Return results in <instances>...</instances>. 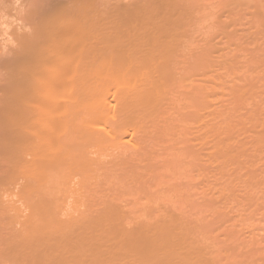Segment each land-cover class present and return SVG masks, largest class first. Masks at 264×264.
<instances>
[{"label": "bare ground", "instance_id": "1", "mask_svg": "<svg viewBox=\"0 0 264 264\" xmlns=\"http://www.w3.org/2000/svg\"><path fill=\"white\" fill-rule=\"evenodd\" d=\"M102 1H34L21 23L6 24L8 31L1 25L9 57L0 61L7 75L0 121L18 138L5 144L12 175L0 195L15 199L0 196V216L6 210L4 229L16 232L0 243L2 256L10 264H243L230 225L222 233L210 227L224 215L214 199L230 198L215 176L250 148L242 138L236 142L244 149L234 142L231 150L230 124L215 122L209 80L201 79L215 71L191 32L210 26L217 6L132 0L110 10L113 3ZM236 92L239 102L251 95ZM200 137L211 144L195 147ZM201 151L216 172L198 165ZM247 229L251 241L257 232Z\"/></svg>", "mask_w": 264, "mask_h": 264}, {"label": "rangeland", "instance_id": "2", "mask_svg": "<svg viewBox=\"0 0 264 264\" xmlns=\"http://www.w3.org/2000/svg\"><path fill=\"white\" fill-rule=\"evenodd\" d=\"M29 1L28 0H0V23L3 22L0 24V28L1 29L6 28L5 30H7L11 26L10 24H13L15 21L17 23L15 22V24H13L11 27H13L14 25L16 26V24L18 25V23L20 22L19 18H18V17H20V14L25 12L27 7L30 8V5L34 1H36V3L40 2V0H34V1L29 0ZM41 1L42 2L44 1V3H47V1H48L47 5H49V2H52V4H54V2H55L56 5L58 6L57 3L63 4V3H66L67 0H65V2H64V0H52V1L51 0H41ZM129 1H132V0H104L102 2L103 3L106 2L107 4H105V5L102 4V5L104 7V6L108 5V3H113V5L111 4V6H109L110 5L109 4L106 7V9H110V7L112 9H114L116 7H119V6L114 7V3H116V2H117V4H118V2L119 3L120 2H123V3L127 2L128 3ZM36 3H35V5H36ZM213 3H214V5H213ZM133 4H134V1H133ZM133 4H132V6H134ZM129 5L130 4L125 5V3H124V5H122V3H121V6H123V7L129 6ZM32 6H33V4H32ZM214 6H217V7H215V9L213 10V16H212V18H210V19H213L214 21L208 20V22L212 23L211 24L212 26L210 25L211 26L210 27V26L206 25L208 27L204 26L205 28H200L199 31H197V33H195L196 30H193L191 32L193 35V38L197 39L199 42L197 44L200 47L199 49H201V48L205 49L206 48L205 49V53L207 52L206 62H208L207 64L209 65V69L215 71L213 73H208L207 77L202 76L201 79H203V80L208 79L209 80L206 83L207 86L205 88L210 89L212 91V92L211 91L210 92L213 94L212 97H209L211 95L207 96V99H208V97H209V99L212 98V100L215 99V101H213V102H215V105H216V118H217V120H215V122H218L219 120L221 121V119H227L228 123L230 124V130H229L228 134H230V136L234 138V139L232 138V140H235V141L231 140L232 141L231 147L235 146V144L238 146V142H236L237 141L236 139H239V141H240V139L243 138L241 141L244 142V143H242V145L243 146L245 145L244 146L245 149L240 146L241 144L239 145L240 148L244 149V151H246L249 147L250 148H249V152L247 151V154H246V155H248V153H249L248 156H246V155L244 156V154L246 153L245 152L244 154H242L241 158H240V156L238 157L240 159L237 158L241 162L240 161H239V163L235 162V164H232V162H231V165L229 164L226 166L227 170H226L225 176H223V178H220L218 175L215 176L216 184H217L216 187H219L221 185H226V188H227L226 194L230 195V198H229V200H225V199H223V197L221 199H218V198L216 200L214 199L215 208L224 212L222 214H224L225 216L223 215V217L221 216L219 218L217 217L216 219L214 218L213 220H211V222L213 221V223L212 224L210 223V227L212 225V230L214 233H218V231H220L222 233L223 225H224V227L226 224H227V226L230 225V228L233 229V231L235 232L234 233L235 236L238 235L237 238L239 237L238 239L236 238L235 243L238 242L239 245L241 244L240 246H242V248L240 247L241 253L239 252V250H240L238 248L239 246L236 247L235 251H237V249H238V252L241 254L240 255L237 252L239 254V256H238V254L236 253V255L238 256L237 259L240 262H242L243 264H245L243 261H245L246 264H247V262H249V264H251V263H254V264H256V263L260 264L261 263L262 264V263H264V261H263L264 260V257H263L264 256V128L261 127L260 125L262 124L261 122L264 121V0H213L212 1V7H214ZM260 7H261V9H260ZM258 8L261 10L260 12H259V10L257 11ZM112 9H110V10H112ZM255 12L256 13L259 12V13H257L258 15ZM234 18H236V21ZM4 21H6V22L4 23ZM8 21H10V22H8ZM8 23H9L8 28L4 27ZM1 25H3L4 28L1 27ZM234 28H236V29H234ZM8 30H10V29H8ZM203 31L204 32L207 31V33H204ZM233 31H235V32H233ZM228 33L229 34L232 33L230 35H233V36H230V37H232L231 43H230V41L228 42V39H227L229 37V35L226 36V34H228ZM236 33H237V35H235ZM2 34L3 33L1 32L0 35L2 36ZM194 35H196L197 37L195 38ZM3 38H5L4 35L0 38V61L2 58H3L2 60H4L6 58V56L9 57V54L7 53V51H8L7 47L8 46L4 45V43H2V42H4ZM235 38H236V40H235ZM197 40H196V42H197ZM229 40H230V38H229ZM208 45L210 47L212 45V47L211 48L209 47V49H207ZM6 53H7V55H6ZM202 53H203V51H202ZM205 53H204V55H205ZM208 65H207V67H208ZM3 69L4 68L1 69V67H0V78H1L0 79V89L2 88L0 90V93L2 91H5L4 86H5L6 80L4 78H7L6 77L7 75L5 76L4 72L2 73ZM2 79H3V81H2ZM237 89L247 90L248 92L250 91L251 95L247 93L248 96H246L244 98L245 101L239 102V99L236 96L237 95V92H236ZM4 93L2 92L0 94V97H1L0 98V106H3V103L5 102V101L3 102V96H2ZM206 93L209 94V92H206ZM202 95L204 96V94H202ZM222 104H224L225 106H223ZM189 110L191 111V109H189ZM187 115H188V113H187ZM0 123H1V121H0ZM4 124H3V122L0 124V126L2 127V128L0 127V130H2V132L5 129L4 126H6ZM193 124L195 125V123H193ZM2 125H4V126H2ZM189 125H188V128L192 126V125L191 126H189ZM262 125L264 126V123ZM3 127H4V129H3ZM8 127L9 126H7V128L3 132V134L6 136H3L2 132L0 131V134H2L0 136V142H1L0 147H2V144H3L2 142H5L3 144V148H2L3 150H1L3 152L0 154V157L2 156L1 157L2 160H0V161H2V163L0 162L1 163L0 164V171H1L0 185L2 187L0 189H5L4 186H6V188H7L8 187L7 185H10V184H8V183H10L8 181H10V179H11L10 176L12 175V173H11L12 172L11 171L12 170V168H11L12 167V165H11L12 158L10 156H8L7 154H5L6 153V151H5L6 145L5 144L9 141V139L11 141H13L15 138L18 139L17 136L15 137L13 135V133H15L14 130L11 129L13 131V133L10 130H8L12 134L10 132L8 133V131H7V129H9ZM188 128H186V129H188ZM183 129H185V128H183ZM262 129H263V131H262ZM188 130L189 131H187V132H190V130H191V133H192V129L189 128ZM196 130L194 129L193 131H196ZM246 130L247 131L249 130L248 132H251V133L248 134ZM180 131H182V129ZM197 131H198V133H200V130H197ZM182 132L179 134L180 136L185 133L184 131H182ZM196 133L195 132L193 133L194 139H196L198 136V134H197L196 138L194 137V134H196ZM249 135H251V136L253 135V136L251 137ZM7 136H9L10 138L8 137L9 138L8 139ZM184 136H187L186 133ZM181 137L177 138V142H181V144L183 142V146H186L185 145V143H187V142H185L186 139H183L184 137L183 138H181ZM1 138H2V140H3V138L4 139L6 138V139H5V141L4 140L2 141ZM190 138L193 139L192 136ZM201 138H204V137L199 138L200 143L198 142L199 144L198 143L196 145L194 144L195 147H197V145H198L199 147L201 146L200 147V149H201L202 146L204 147V145H205L204 148H207L206 145L209 146L211 143L203 141V140H201ZM258 139H259V142L260 141L262 142V143L260 142L262 145L259 144V147L256 146ZM190 140L189 139L187 140V141H189L188 145L194 146L191 144V142L193 140L192 141H190ZM204 140H205V138H204ZM234 142H236V143L234 144ZM189 146H187V147H189ZM236 147H232L231 150L234 152L237 151ZM193 148L194 147H191V149H189V150H193V152L196 153V151L198 150L197 149L198 147L195 148V151ZM233 149H235V150H233ZM204 150L207 153L208 149H204ZM198 151H200V150H198ZM244 151H242V152H244ZM201 153L202 154H200V152H199L198 156L199 155L203 156V153L205 154L204 151L203 152L201 151ZM6 155L8 157H5ZM196 155H197V153H196ZM206 156H203V159H202L203 161H201V163L199 162L200 164L197 161L199 166L202 163H203L202 164L203 166L208 163L207 162L208 158ZM3 157L5 158V161H4ZM200 158H202V157H200ZM8 160H11V161H8ZM3 161H4V163H3ZM6 161L8 164L5 165ZM224 161L230 162V160L228 158H225V157H224ZM235 161H237V160H235ZM213 165L214 164L212 163V166ZM206 166H208V165H206ZM206 166H204V168ZM212 166L207 167V170H209L208 174H209ZM219 166H222L221 162L219 163ZM209 167H210V169H209ZM6 168H7V170H6ZM212 168L216 169L217 167L213 166ZM1 169H4V171H2ZM196 169H198V168H196ZM215 169L213 171H215ZM7 171H9L10 174L7 173ZM201 171H202V169H201ZM211 171H212V169H211ZM2 172H6V173L2 174ZM202 172H206V171L204 170ZM6 175L8 176L7 179L8 178H10V179L7 180ZM206 175L207 174H205V176ZM209 175H207V176H209ZM1 177L3 178V180L1 179ZM5 179H6V182L4 181ZM210 179H211V176H210ZM1 181L2 182L4 181L5 183L3 182L1 184ZM208 181L211 182L209 179H208ZM180 183L186 184V182H184V180H183V182L180 180ZM12 184H14V182ZM184 184H182V186ZM15 186H16V184H15ZM10 187H12V185ZM188 187L190 188V186H188ZM12 188H13V190L16 191V189H14V186ZM12 188H10L9 191H11ZM13 190H12V192H13ZM9 191H6V192H9ZM250 191H251V193H250ZM0 193H1V191H0ZM10 193H7V195H9ZM0 196H1V200L3 201V199H4V202H5L6 199H9L10 195L6 199H5L6 196H3V197H2V195H0ZM10 197L14 198V196H12V195ZM4 202H3V206H5V204H6V203L4 204ZM0 203H2V202H0ZM0 208H2V205L0 206ZM2 209L0 210L1 211L0 215L4 211V210L2 211ZM4 209H5V207H4ZM5 212H6V210H5ZM4 213L2 214V216H4L2 218L3 220L7 216V212L5 215H4ZM2 216H0V243L4 241V239H3L4 237H5V239H7V238L10 239L15 235V234L11 235V233L16 232L13 229H10L9 226H8L9 229L8 228L4 229V228H6L4 226H6L9 223V221H11V219L8 218L9 219V221H8L7 220L8 216H7L5 218L7 221L6 220L5 221L8 223H6V222L4 223L1 220ZM224 219H225V221H224ZM228 220L232 224H235L237 222H241V223L246 222V223H249V225H248V227L243 228V230L240 229V231H239L238 228H240V227L236 226L234 229V227L232 226L231 223L228 222ZM3 223L5 225H2ZM11 223H13V222H11ZM15 225H16V223H15ZM10 227H12V226H10ZM15 228L18 230L19 225L17 224L16 226H14V229ZM218 228L220 230H218ZM227 228H229V227H227ZM247 228H253L254 231L257 232V234L253 237V240H251V241H249V239H248L250 236V234H249L250 231L248 232ZM251 233H253V232H251ZM246 234H249V236ZM7 235H8V237H7ZM10 235L12 237H10ZM245 236L246 237L248 236V238H245ZM241 237H242V239L245 238V240L239 241L241 239ZM1 244H3V243H1ZM246 250L249 252H247ZM259 252L260 253L262 252V253L260 254ZM1 253L2 252H0V254ZM242 254H243V257H242ZM257 254H259V256H261V257L257 256ZM2 255L3 254H1V256ZM1 256H0V264H10V263H8V260L5 261L6 258L4 256H2V257ZM244 256H245V258H244ZM252 257L253 258L255 257L257 261H255V258L253 259Z\"/></svg>", "mask_w": 264, "mask_h": 264}]
</instances>
